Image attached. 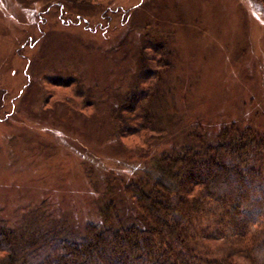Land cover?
<instances>
[{
    "label": "rangeland",
    "instance_id": "obj_1",
    "mask_svg": "<svg viewBox=\"0 0 264 264\" xmlns=\"http://www.w3.org/2000/svg\"><path fill=\"white\" fill-rule=\"evenodd\" d=\"M146 93L159 127L120 136L110 116ZM195 124L264 130V0H0V224L18 239L94 223L111 194L124 210L115 180Z\"/></svg>",
    "mask_w": 264,
    "mask_h": 264
},
{
    "label": "trees",
    "instance_id": "obj_2",
    "mask_svg": "<svg viewBox=\"0 0 264 264\" xmlns=\"http://www.w3.org/2000/svg\"><path fill=\"white\" fill-rule=\"evenodd\" d=\"M147 95L121 107L128 121L110 116L120 136L144 139L158 126ZM188 128L181 144L149 152L146 170L115 180L124 210L111 194L80 229L18 239L0 224V264H264V130L231 124L211 137ZM205 241L223 242L224 254L202 253Z\"/></svg>",
    "mask_w": 264,
    "mask_h": 264
}]
</instances>
